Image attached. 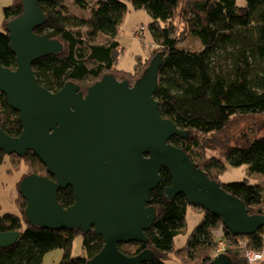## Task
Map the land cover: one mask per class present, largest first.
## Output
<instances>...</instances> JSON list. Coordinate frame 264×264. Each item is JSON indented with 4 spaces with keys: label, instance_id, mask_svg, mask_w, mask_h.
<instances>
[{
    "label": "trees",
    "instance_id": "16d2710c",
    "mask_svg": "<svg viewBox=\"0 0 264 264\" xmlns=\"http://www.w3.org/2000/svg\"><path fill=\"white\" fill-rule=\"evenodd\" d=\"M73 2L89 10V15L70 13L64 0L38 1L47 19L34 32L56 38L63 45L60 53L32 64L41 86L56 91L72 81L85 94L87 87L107 72L133 83L151 57L160 52L162 61L154 95L159 112L189 132L186 139L174 136L171 142L182 148L211 179L216 180L229 166H245L250 174L264 175V128L252 127L253 133L258 134L246 143L223 144L219 138L232 119L264 115V0H96L92 7L85 0ZM129 8L143 9L151 17L148 29L157 49L141 65L137 62L132 71H123L115 68L112 54L118 46V26ZM21 12L20 0L13 1L4 8L3 22ZM177 30L183 32L181 38L189 35L198 40V47L181 45ZM141 32L142 29L138 34ZM0 64L12 69L16 66L5 31H0ZM0 128L10 136L21 133L19 114L1 92ZM216 137L219 147L210 142L203 146L205 139ZM202 147L216 149L218 155L211 153L203 159ZM5 156L9 157L0 150V163ZM21 158L40 170L30 173L46 174L45 166L32 152ZM159 174L160 183L151 191L156 218L145 231L148 241L119 244V250L134 255L151 249L153 259L142 264H169L165 257L171 253L176 254L175 264H207L216 240L227 238L224 253L231 264H247L244 250L260 253L262 259L256 264H264V226L250 235H233L219 216L203 206L188 204L182 194L167 199L164 190L171 184V177L165 169ZM17 185L16 181V190ZM223 188L241 199L250 215H264L261 185L236 181L223 184ZM57 198L62 207L70 206L74 202L72 188L60 189ZM15 200L19 213H0V232L18 231L19 236L12 246L0 248V264H41L45 253L57 248L63 252L58 264H85L102 248V237L92 231L82 234L29 224L24 218L25 200L18 191ZM189 208L200 218L184 245L176 247L174 240L184 230ZM217 230L221 233L217 234ZM76 235L82 237L84 254L72 257L71 244Z\"/></svg>",
    "mask_w": 264,
    "mask_h": 264
},
{
    "label": "water",
    "instance_id": "95a60500",
    "mask_svg": "<svg viewBox=\"0 0 264 264\" xmlns=\"http://www.w3.org/2000/svg\"><path fill=\"white\" fill-rule=\"evenodd\" d=\"M39 0H20L22 12L5 22L15 68L0 64V92L19 114L21 133L10 136L0 128V150L23 157L32 152L47 174L22 176L17 191L25 200L24 218L48 229H67L101 236L103 246L85 264H142L154 252L127 255L119 244L146 243L156 218L151 191L165 169L171 184L164 195L182 194L188 204L203 206L221 218L233 235H250L264 226V215H250L244 202L211 179L185 151L171 142L189 132L162 117L155 98L161 53L151 57L141 75L130 83L113 72L87 87L69 81L51 91L41 86L32 64L63 50L61 41L34 30L46 22ZM52 176V178L50 177ZM70 186L74 202L64 208L60 189ZM18 231L0 232V248L12 246ZM207 264H231L226 253Z\"/></svg>",
    "mask_w": 264,
    "mask_h": 264
},
{
    "label": "rangeland",
    "instance_id": "374dc122",
    "mask_svg": "<svg viewBox=\"0 0 264 264\" xmlns=\"http://www.w3.org/2000/svg\"><path fill=\"white\" fill-rule=\"evenodd\" d=\"M13 1L15 0H0V31H5V23L3 22L4 8L11 5ZM85 2L89 7H92L96 0H85ZM64 4L67 10L72 14L84 17L89 15V10L79 8L74 4L73 0H64ZM150 20L151 17L143 9L129 8L124 12L117 29L118 46L112 54L116 69L132 71L137 62L141 65L154 52H156L157 45L153 43L150 30L148 29ZM177 24L179 25L180 23L178 22ZM141 27L142 34L139 35L137 34L136 29L141 30ZM182 34V31L177 30V36L181 39L179 41L181 45L186 47H198V40L192 39L189 35L181 38ZM252 127L262 130L264 128V115H253L245 118L232 119L224 133L219 136L220 140H222L221 143L232 144L236 141L246 143L253 137V135L258 134V132L253 133ZM219 138L205 139L203 146H208L207 144L210 142L211 144H218L219 147L221 144L215 142L216 139ZM200 151L204 156L203 159L208 157L211 153L218 155L216 149L213 150L207 147H202ZM31 171L40 170L37 168V165H34L33 167L29 166L27 162L22 160V158L16 154H10L9 157H4L3 162L0 163V213H19L15 200L17 196L16 181L18 184L22 176ZM216 181L221 185L236 181H246L249 184L261 185L264 192V175L250 174L245 166L227 167L220 175L216 176ZM199 218V214H196L191 208L188 209L184 230L174 240L176 247L184 245L188 233H190L196 225ZM219 233H221V231L217 230V234ZM62 254L63 252L59 248L50 250L43 256L41 264H58L62 258ZM83 254L82 237L76 235L71 244V256L77 257ZM165 259L169 264H175L176 254L174 255V253H171L167 255Z\"/></svg>",
    "mask_w": 264,
    "mask_h": 264
},
{
    "label": "built area",
    "instance_id": "2783aa9c",
    "mask_svg": "<svg viewBox=\"0 0 264 264\" xmlns=\"http://www.w3.org/2000/svg\"><path fill=\"white\" fill-rule=\"evenodd\" d=\"M142 29V28H141ZM137 34L140 30L136 31ZM228 246V239L227 238H219L216 240L215 246L213 248L212 257L216 256L220 253H224L225 248ZM243 255L247 264H254L262 259V255L260 253L253 252L251 250H244Z\"/></svg>",
    "mask_w": 264,
    "mask_h": 264
},
{
    "label": "flooded vegetation",
    "instance_id": "af4514ba",
    "mask_svg": "<svg viewBox=\"0 0 264 264\" xmlns=\"http://www.w3.org/2000/svg\"><path fill=\"white\" fill-rule=\"evenodd\" d=\"M47 174V173H46ZM44 175V174H43Z\"/></svg>",
    "mask_w": 264,
    "mask_h": 264
}]
</instances>
